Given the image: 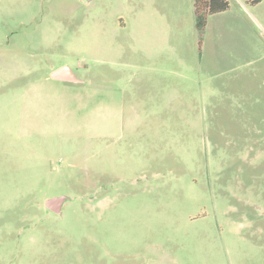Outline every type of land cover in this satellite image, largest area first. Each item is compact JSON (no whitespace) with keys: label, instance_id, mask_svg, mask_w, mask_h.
Listing matches in <instances>:
<instances>
[{"label":"rangeland","instance_id":"rangeland-1","mask_svg":"<svg viewBox=\"0 0 264 264\" xmlns=\"http://www.w3.org/2000/svg\"><path fill=\"white\" fill-rule=\"evenodd\" d=\"M227 1L0 0V264H264V0Z\"/></svg>","mask_w":264,"mask_h":264},{"label":"trees","instance_id":"trees-1","mask_svg":"<svg viewBox=\"0 0 264 264\" xmlns=\"http://www.w3.org/2000/svg\"><path fill=\"white\" fill-rule=\"evenodd\" d=\"M259 3L261 0H250ZM197 27L203 30L209 15L226 11L229 8L227 0H194Z\"/></svg>","mask_w":264,"mask_h":264},{"label":"water","instance_id":"water-1","mask_svg":"<svg viewBox=\"0 0 264 264\" xmlns=\"http://www.w3.org/2000/svg\"><path fill=\"white\" fill-rule=\"evenodd\" d=\"M52 78L62 82L81 83V80L75 76L73 70L68 66H63L55 70ZM67 201V197L53 198L46 202V206L54 212L61 214L63 206Z\"/></svg>","mask_w":264,"mask_h":264},{"label":"flooded vegetation","instance_id":"flooded-vegetation-1","mask_svg":"<svg viewBox=\"0 0 264 264\" xmlns=\"http://www.w3.org/2000/svg\"><path fill=\"white\" fill-rule=\"evenodd\" d=\"M55 70H57V69H55ZM55 70H54V71H55ZM54 71H53V72H54ZM52 74H53V73H52ZM75 76H76V75H75ZM51 78H52V75H51ZM52 79H53V78H52ZM53 80H55V79H53ZM57 81H58V80H57ZM61 82H62V81H61ZM65 83H70V82H65ZM81 83H83V82L81 81ZM75 84H79V83H75Z\"/></svg>","mask_w":264,"mask_h":264}]
</instances>
